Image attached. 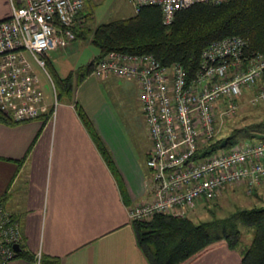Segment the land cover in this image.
<instances>
[{
  "label": "built area",
  "instance_id": "built-area-1",
  "mask_svg": "<svg viewBox=\"0 0 264 264\" xmlns=\"http://www.w3.org/2000/svg\"><path fill=\"white\" fill-rule=\"evenodd\" d=\"M86 2L12 0L10 19L0 23V111L13 123L38 120L48 110L37 70L45 72L52 85L55 114L58 98L46 58L77 39L74 28ZM128 2L136 14L147 6L159 8L163 24L170 26L184 10L225 0ZM263 72V54H249L248 42L238 36L210 44L194 76L179 64L162 65L153 55L112 52L96 63V78L117 77L140 87L152 143L146 166L153 200L129 209L132 225L159 214L186 217L229 187H244L249 196L264 187V135L196 158L224 139L222 126L237 116L245 91L253 96L250 105L264 106ZM23 242L22 221L0 203V264L17 259L15 246Z\"/></svg>",
  "mask_w": 264,
  "mask_h": 264
},
{
  "label": "crops",
  "instance_id": "crops-1",
  "mask_svg": "<svg viewBox=\"0 0 264 264\" xmlns=\"http://www.w3.org/2000/svg\"><path fill=\"white\" fill-rule=\"evenodd\" d=\"M99 1L87 0L77 23L81 32L96 20L98 9L88 13V8ZM103 2L110 9L102 11V24L109 13L122 18L118 20L136 16L132 6L131 13L127 11V0ZM11 15L12 0H0V23ZM84 40L77 37L66 49L47 56L59 78L73 75V91L58 101L55 114L50 81L42 75L47 112L27 123L0 121V201L22 221L23 246L33 256L31 261L17 258L8 264H150L138 245L129 209L153 200L146 166L152 145L122 133L102 90V81L111 77L102 80L93 71L88 74L99 53ZM78 108L92 121L111 164ZM241 260L239 251L221 241L183 264Z\"/></svg>",
  "mask_w": 264,
  "mask_h": 264
},
{
  "label": "trees",
  "instance_id": "trees-1",
  "mask_svg": "<svg viewBox=\"0 0 264 264\" xmlns=\"http://www.w3.org/2000/svg\"><path fill=\"white\" fill-rule=\"evenodd\" d=\"M74 32L76 37H91L92 44L99 51V56L87 69L88 74L105 56L119 52L153 55L162 65L179 64L190 76H194L204 50L213 42L228 37H242L248 42L249 54L260 53L264 57V0H225L220 5L197 4L178 13L170 26L163 24L159 8L147 6L131 19L101 24L93 31L88 28L81 32L76 25ZM46 61L58 101H61L73 91V75L67 79L59 78L47 58ZM78 113L111 164L110 155L92 121L81 108H78ZM0 121L13 124L1 111ZM257 128L264 130V123ZM233 137L217 140L211 148L200 151L196 158L208 156L219 147L233 145ZM211 214L214 217L211 221L200 223L187 216L169 214L156 215L151 221L136 222L133 227L138 245L150 264H183L210 245L221 241H225L231 250L241 253L240 264H264V207L238 210L226 218H218L213 212ZM240 223L252 235L251 244L243 250L240 248L243 239ZM16 258L31 261L33 256L22 244Z\"/></svg>",
  "mask_w": 264,
  "mask_h": 264
},
{
  "label": "rangeland",
  "instance_id": "rangeland-1",
  "mask_svg": "<svg viewBox=\"0 0 264 264\" xmlns=\"http://www.w3.org/2000/svg\"><path fill=\"white\" fill-rule=\"evenodd\" d=\"M128 2V0H127ZM127 11L131 13V6L128 2L125 5ZM97 10L96 20L91 21L89 27L92 31L102 24V11L109 10L110 7L106 6V3H102V0L98 4H93L88 8V13L92 10ZM137 15V14H136ZM114 13L108 14V19L105 23L122 18H113ZM90 38L85 39L83 44L85 46H92L95 52L98 49L90 42ZM42 75L49 82V78L45 72L40 71L39 77L42 79ZM50 90L52 95L54 90L51 83ZM102 90L106 99L109 100L113 111L118 120L122 133L136 136V140L143 143V145L151 146V140L148 134V127L145 116L143 114L142 104L140 102V87L136 82L111 77L108 80L102 81ZM256 91V89L254 90ZM253 96L251 92L245 91V97L240 103V110L232 119L226 120L222 126V138H232L233 145L238 143H246L253 141L264 135V130H259L258 125L264 123V106L260 105L254 107L250 105V101ZM253 207H264V187L257 190L254 195H247L244 187H229L223 194L209 204L198 206L195 211L188 213L190 219L196 223L209 222L214 217L211 212L215 213L218 218H226L234 214L238 210L250 209ZM241 230L243 231V239L240 248L243 250L251 244L252 235L246 229L245 225L240 223Z\"/></svg>",
  "mask_w": 264,
  "mask_h": 264
},
{
  "label": "water",
  "instance_id": "water-1",
  "mask_svg": "<svg viewBox=\"0 0 264 264\" xmlns=\"http://www.w3.org/2000/svg\"><path fill=\"white\" fill-rule=\"evenodd\" d=\"M15 250L17 253H20L21 252V246L20 245H16L15 246Z\"/></svg>",
  "mask_w": 264,
  "mask_h": 264
},
{
  "label": "bare ground",
  "instance_id": "bare-ground-1",
  "mask_svg": "<svg viewBox=\"0 0 264 264\" xmlns=\"http://www.w3.org/2000/svg\"><path fill=\"white\" fill-rule=\"evenodd\" d=\"M14 124H16V123H14Z\"/></svg>",
  "mask_w": 264,
  "mask_h": 264
}]
</instances>
